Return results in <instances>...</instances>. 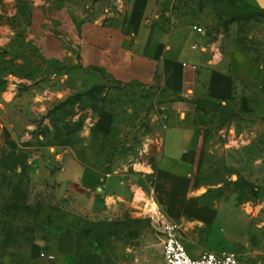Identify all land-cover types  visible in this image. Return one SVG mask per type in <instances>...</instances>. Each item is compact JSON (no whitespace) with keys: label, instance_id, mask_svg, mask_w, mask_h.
Returning <instances> with one entry per match:
<instances>
[{"label":"rangeland","instance_id":"obj_1","mask_svg":"<svg viewBox=\"0 0 264 264\" xmlns=\"http://www.w3.org/2000/svg\"><path fill=\"white\" fill-rule=\"evenodd\" d=\"M157 1L160 20L202 28L234 74L247 65L255 74L232 100H197L182 113L196 159L174 208L150 201L109 215L88 210L80 185L59 191L64 171L75 160L113 177L133 171L163 150L167 108L181 99L141 85L71 92L62 75L90 26L126 24L132 0H0V264H163L164 249H91L109 230L122 246L127 233L160 230L162 217L180 224L192 256L233 252L264 264V9L255 0Z\"/></svg>","mask_w":264,"mask_h":264},{"label":"crops","instance_id":"obj_2","mask_svg":"<svg viewBox=\"0 0 264 264\" xmlns=\"http://www.w3.org/2000/svg\"><path fill=\"white\" fill-rule=\"evenodd\" d=\"M90 27L81 41L75 67L62 75L69 80L71 92L105 84L141 85L161 87L181 100L167 108V131L161 152H153L148 161L135 164L133 171L118 177L90 169L75 160L64 171L62 176L67 181L58 189H68V182L70 191L75 189L74 185H80L82 200L92 213L102 208L110 215L118 207L145 206L150 201L157 207L160 202L174 208L180 197L179 184L189 183L196 159L195 151L190 149L194 129L181 121L182 113L192 111L188 104L197 100H232L238 82L251 80L254 69L247 65L234 74L225 65L216 45L205 46V33H199L196 26L168 25L160 20L157 0H132L129 19L124 25L110 20L95 22ZM7 89L16 90L15 87ZM99 126L105 132L111 129L112 112L103 113ZM154 146L151 144L152 149ZM116 237L115 233L106 231L91 249H164L165 236L161 230L127 233L124 237L133 240L125 241L123 246L120 242L115 244ZM78 264L87 262L82 260Z\"/></svg>","mask_w":264,"mask_h":264},{"label":"built area","instance_id":"obj_3","mask_svg":"<svg viewBox=\"0 0 264 264\" xmlns=\"http://www.w3.org/2000/svg\"><path fill=\"white\" fill-rule=\"evenodd\" d=\"M197 30L204 34L202 28L197 27ZM160 220L162 221L160 230L165 236L163 264H242L233 252L205 251L198 256H192L183 241L180 224L166 217ZM158 223L161 224L160 221ZM40 257L54 259L53 255L44 251L40 253Z\"/></svg>","mask_w":264,"mask_h":264},{"label":"water","instance_id":"obj_4","mask_svg":"<svg viewBox=\"0 0 264 264\" xmlns=\"http://www.w3.org/2000/svg\"><path fill=\"white\" fill-rule=\"evenodd\" d=\"M257 3H258V5L262 8V9H264V0H255Z\"/></svg>","mask_w":264,"mask_h":264},{"label":"bare ground","instance_id":"obj_5","mask_svg":"<svg viewBox=\"0 0 264 264\" xmlns=\"http://www.w3.org/2000/svg\"><path fill=\"white\" fill-rule=\"evenodd\" d=\"M141 196V195H140Z\"/></svg>","mask_w":264,"mask_h":264}]
</instances>
